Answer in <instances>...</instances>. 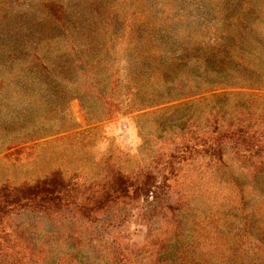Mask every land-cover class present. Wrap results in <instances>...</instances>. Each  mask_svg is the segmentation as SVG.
I'll use <instances>...</instances> for the list:
<instances>
[{
  "label": "trees",
  "instance_id": "1",
  "mask_svg": "<svg viewBox=\"0 0 264 264\" xmlns=\"http://www.w3.org/2000/svg\"><path fill=\"white\" fill-rule=\"evenodd\" d=\"M5 2L0 157L74 137V98L98 120L148 126L137 153L83 175L0 181V264H264V4L106 0L78 13L50 0L28 14ZM128 211L152 224L131 254L100 229ZM28 212L68 225L13 219Z\"/></svg>",
  "mask_w": 264,
  "mask_h": 264
},
{
  "label": "rangeland",
  "instance_id": "2",
  "mask_svg": "<svg viewBox=\"0 0 264 264\" xmlns=\"http://www.w3.org/2000/svg\"><path fill=\"white\" fill-rule=\"evenodd\" d=\"M4 1L7 4H11L10 6L14 11L27 10L28 14L30 12L37 14L42 2L50 0H0V3ZM55 1L66 5L70 12L78 13L84 11V8L89 3L106 2V0ZM213 1L222 7L229 0ZM252 4L253 7L257 4H264V0H252ZM256 14L251 18H255ZM219 15L221 17L226 16V14L223 15L221 12ZM262 16L257 22L258 27L255 31L257 34L261 32L264 35V13ZM221 23L220 29L224 30L223 23L225 24L226 22L223 20ZM67 107L77 125V128L73 131L75 136L64 139L59 144L51 142L32 147L30 150H26L27 152L20 153L17 156L12 155L11 152L1 156L0 181L10 179L15 180V182L30 181L32 178L55 168V166H63L65 169L67 166L69 168L67 172L69 173H75L76 167L82 166L83 169L80 168L78 171L80 175H83L85 166H87L83 165L85 163L93 166L99 159H106L109 156H113V158L120 155L123 156L121 152H127L130 157L138 152V147L142 142L140 135L144 134L148 123L144 127L140 118L136 119L134 113L112 119L98 120V110L94 106L92 109H86L80 100L76 98L68 100ZM148 128H151L152 132L155 130V127L151 125ZM91 166L87 172L92 170ZM80 170L83 171L80 172ZM125 216L126 218L120 220H114V218L109 220V214L105 215L100 222V229L108 240L117 239L123 248L131 254L136 252L137 248L141 246L152 224L141 218L136 211H128ZM13 219L15 221L29 220L33 223L38 222L45 229L65 228L68 225L65 218L48 215L37 217L31 212L16 214Z\"/></svg>",
  "mask_w": 264,
  "mask_h": 264
}]
</instances>
